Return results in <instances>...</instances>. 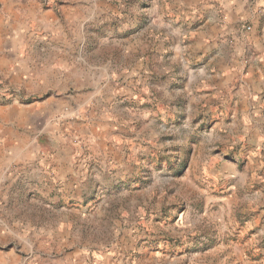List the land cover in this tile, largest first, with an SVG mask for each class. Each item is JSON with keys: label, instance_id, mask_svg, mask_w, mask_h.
I'll list each match as a JSON object with an SVG mask.
<instances>
[{"label": "rangeland", "instance_id": "374dc122", "mask_svg": "<svg viewBox=\"0 0 264 264\" xmlns=\"http://www.w3.org/2000/svg\"><path fill=\"white\" fill-rule=\"evenodd\" d=\"M251 1L233 14L235 0H0L18 16L0 39L24 24L90 85L60 144L71 228L57 214L53 238L0 244V263L264 264V104L217 79L213 58L244 47L264 10ZM17 98L1 83V102Z\"/></svg>", "mask_w": 264, "mask_h": 264}, {"label": "crops", "instance_id": "0c3cea01", "mask_svg": "<svg viewBox=\"0 0 264 264\" xmlns=\"http://www.w3.org/2000/svg\"><path fill=\"white\" fill-rule=\"evenodd\" d=\"M255 1L264 7V0ZM252 2L235 0L232 13H243ZM17 17L0 13V23ZM258 17L254 30L239 41L243 48L231 53L217 46L213 58L219 61L217 79L224 84L240 79L247 100L264 104V10ZM21 27L0 39V86L22 95L0 101V244L10 242L17 249L20 244L12 239L53 238L57 214L60 230L71 228L66 203L73 186V153L60 144L66 147L72 134L73 94L90 89L74 81L73 54L65 46L40 53L34 33ZM211 34L202 31L204 37Z\"/></svg>", "mask_w": 264, "mask_h": 264}]
</instances>
